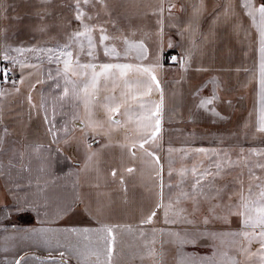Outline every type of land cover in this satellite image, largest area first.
<instances>
[{
    "label": "crops",
    "instance_id": "crops-1",
    "mask_svg": "<svg viewBox=\"0 0 264 264\" xmlns=\"http://www.w3.org/2000/svg\"><path fill=\"white\" fill-rule=\"evenodd\" d=\"M176 1L183 4L180 7L184 11L181 20L174 15L168 23L169 31L179 37L176 50L171 54L179 53L182 61L185 53L190 51L191 54L185 67L180 68L179 76L169 77L171 105L163 108L157 155L163 165L164 202L175 195L177 190L169 189L168 185L179 183L181 168L190 169L195 164L214 171L215 163L220 162L224 170L215 178L214 184L225 189L221 204H231L235 213L241 191L247 196L251 183L253 193H256L255 184L264 182V171L253 168L255 176L260 177V180H253L244 165L245 159L249 167L257 161L264 162V157L248 152L252 148L264 149V133L257 131L261 108L264 107L259 75V33L240 6V0H234L242 28L237 35L233 30L237 18L225 21L221 16L227 0L217 1L214 21L219 34L211 40L213 46L216 42L226 41L227 44L220 49H216L219 44L215 48H202V14L194 15L200 0ZM203 2L205 6L206 0ZM1 16L0 57L6 50L1 45ZM218 16L221 17L219 20L216 19ZM209 49L215 51L209 52ZM19 69L16 82L19 91L13 85L6 86L4 94L0 95V138L3 140L0 143V264H15L21 257L24 258L21 264H59L61 259L67 264H81L82 257L77 255L78 252L106 250V241L100 240L104 234L66 230L97 229L101 225L120 226L113 233L116 240L111 264H192V261L200 264L201 258H207L203 264H215L222 259L224 252L236 255L242 264H252L235 252L231 247L232 238L228 236L215 239L200 236L195 243H180L185 232L239 231L242 227L239 215H228V223L213 217L205 226L203 213L208 205L202 204L199 212L189 214L191 205L185 202L184 206L188 208L185 215L188 219L195 217L193 224L172 223L175 217L171 213L169 222L165 223L162 209L157 211L151 223H143L160 199L161 182L156 177L155 164L138 149L135 158L129 155L127 148L121 147L126 143L124 130L113 126L110 137L98 136L95 143L89 137L87 143L92 144L96 157L85 167L86 149L81 141V124L79 119H73L75 115L83 117L82 106L74 108L71 99H59L60 90H54L53 82L47 78L48 69L55 75L56 65L43 63L40 71L37 67L24 68L23 74L35 76L27 87L19 85ZM38 80L44 83H37ZM213 80L215 84L211 83ZM112 88L109 84L106 88L101 85V100L112 94L119 99L121 90L117 87L113 93ZM198 90L204 95H197ZM214 92L217 99L213 104L207 109L201 108V99L211 97ZM179 97L184 101L178 100ZM176 107H181L180 115L188 123L181 126L182 130L176 128V116L179 115ZM212 108L219 115L214 114ZM53 109L57 128L63 123L68 125V137H71L68 144L64 143L67 137L63 132L53 142L50 125L45 120L46 115L52 119ZM115 118L120 119L119 115ZM202 123H209L204 130ZM105 127H108L106 122ZM212 127L214 132H209ZM128 128L129 137L135 138L133 127L129 124ZM202 137L210 139L202 140ZM58 147L60 151H57ZM169 147L176 149L171 154V177L168 175ZM194 149L209 151L205 154ZM181 150L188 153L183 158ZM225 152L231 164L225 160ZM130 167L132 173L126 171ZM113 171H116L115 177ZM192 179L189 173L183 187L188 188ZM220 215L226 213L220 212ZM171 232H178L181 236L170 235ZM153 241L156 255L150 256L145 245ZM258 247L253 243L251 250ZM101 261L107 264L104 255H101Z\"/></svg>",
    "mask_w": 264,
    "mask_h": 264
},
{
    "label": "snow or ice",
    "instance_id": "snow-or-ice-1",
    "mask_svg": "<svg viewBox=\"0 0 264 264\" xmlns=\"http://www.w3.org/2000/svg\"><path fill=\"white\" fill-rule=\"evenodd\" d=\"M81 2L84 5L95 3L103 4L104 0H76L75 19L80 21L82 30H74L67 38V42L57 48H33L28 51L40 54L42 53L47 57L49 64L56 65V72L53 75L51 69L47 70V78L54 84V90L59 89V99L64 101L66 99H71L73 107L83 108V117L75 115L74 120H80V132L81 141L83 142L86 149L85 156V167L94 161L96 157V152L92 151V144L87 143L89 137L95 142V138L98 136L110 137L113 131V126L117 129H123L125 132L126 143L122 144L121 147L127 148L129 155L133 158L136 157L138 149L144 157L149 158L156 166V177L160 180V199L156 206L151 210L149 215L143 221V223H151L152 218L156 216L158 210H163L165 223L169 222L170 213L175 217L172 223H185L193 224L194 219H188L185 215L188 213V208L184 206L185 202L190 203L191 213L194 214L199 212L202 204H207L208 208L203 215L205 216L203 224L207 226L212 218L222 219L224 223H228V215H239L242 217V227L239 231H232L227 233H216L210 231H203L197 233H187L183 234L184 238L180 240L181 244L184 243H195L196 239L200 236H208L215 239L218 236H228L232 238L231 247L235 249V252L240 256L246 257L252 264H264V182L255 184V188L258 189L256 193H253V185L250 183L247 192L248 195L245 196L243 191H241L239 196V205L237 206V211L233 213L231 204H221L224 199L225 189L223 187H216L214 184L215 178L219 176L223 170L224 165L220 162H216L214 165V171L209 168H205L202 165H193L189 168H181L178 172L180 176V181L176 185L169 184V189L175 188L177 191L174 196H170L168 202H164L163 198V179L161 173L163 171V165L161 164L160 156L157 155V151L160 148L158 140L160 138L159 134L161 132V120L163 114V92L161 88V83L157 77V70L161 67L159 57L155 61L150 62L148 65L143 63H113V62H98L97 58V43L93 39L94 28L99 29L101 35L99 36V44L103 46V54L106 57H120L121 52L117 47L113 45L106 44V41L110 40V36L106 34V30L100 26H93L85 22V19L91 20L92 16H87V14L81 8ZM164 0H160L159 11L162 13L164 11L163 7ZM175 5L169 4V11ZM240 6L245 10V14L251 18L253 26L259 33V51H260V65H259V75H260V89H261V101L264 104V2L262 0H240ZM0 9L6 11V7L2 0H0ZM205 10L203 0H200V5L195 7L194 15L199 16ZM2 14V13H0ZM225 21L236 17V23L233 25V30L239 35L242 30L239 14L236 11V3L234 0H227L224 5V10L221 13ZM221 17H216L219 20ZM247 35V32H245ZM112 40L122 39L125 49L123 52L124 56H128L130 53H135V58L139 61H144L148 59V50L144 45V42L130 41L126 37H111ZM87 41V51L85 52V44L83 41ZM79 45V48L74 52V46ZM171 47V44H169ZM17 53L23 54L26 51L23 48L12 49ZM81 54H85L90 59L87 62L81 61ZM190 51L185 53V59L181 62V67H185L186 59L190 56ZM3 61H7L12 65H18L21 73L24 68L27 67H37V65H29L24 61H20L15 56H10L8 51L5 50L2 57ZM175 59V57H173ZM12 68L0 67V74L3 75V83L11 82L13 88L18 92L19 89L16 88V81L11 75ZM134 76L135 79L130 77ZM20 83H23V75H21ZM37 83H44V81L38 80ZM111 83L113 88V93L115 89L123 84L126 91H121L119 101L115 94L105 95L102 100L100 98L101 85L105 88ZM211 83L215 84V80ZM160 93V102L148 101L145 102L144 98H150L153 91ZM4 94V90L0 89V95ZM29 103L31 104V96L28 97ZM136 102L134 107L132 104L128 103V100ZM217 99L215 92L209 98H203L200 101V107L207 109L209 105ZM230 103V102H229ZM34 107V105H33ZM43 108L44 105L41 104ZM99 107L100 111H97ZM121 109L124 111L121 113ZM214 114L219 115L215 108L211 109ZM116 114H121L125 117L123 121L120 119H115ZM104 115L107 117L105 127V121L101 120L99 117ZM46 122L49 123V132L53 136V142L58 138V134L63 132L67 137L64 140L65 144L70 143L71 137H68V125L67 123L61 124L57 128L55 124V109H53V117L51 120L48 116H45ZM129 124H134L135 138H130L128 135ZM73 127H76L73 124ZM257 131L264 133V107L261 108L260 117L258 121ZM6 132V129H5ZM3 140L0 138V143ZM61 149L58 147L57 151ZM176 151L171 147L168 148V164H169V177L173 174L172 169V159L171 154ZM182 151V158L188 153ZM195 152L207 153L209 150L206 149H194ZM215 154V150H212ZM249 155H255L264 157V149L252 148L248 150ZM244 150L241 149V155H243ZM224 158L229 164L232 162L228 158V153H224ZM244 165L248 167V172L253 180H260V177L255 176L253 168H258L264 171V162H255L253 166H248L247 159L244 161ZM128 173L133 172V168H127ZM192 176V183L188 188H184L183 185L187 183L186 176L188 174ZM112 176H116V171L112 172ZM211 177L212 179H208ZM121 183H123V178H121ZM242 187V186H241ZM231 200V197H229ZM242 209V211L240 210ZM220 212H225L226 215L221 216ZM120 226L114 225H101L97 229H68L72 233L84 232L88 233L90 231H95L104 235L100 236L101 242L106 241V250H92L86 254L77 253L81 256V264H102L101 255H104L107 264H111L113 255V245L115 243L116 237L113 234L114 229ZM131 231V229H128ZM155 231V230H154ZM170 235L180 237L181 234L178 232H171ZM143 236V233H141ZM192 236L191 239L188 237ZM154 241L151 244L145 245L148 248L150 256L156 255V250L154 248ZM256 243L259 247L255 250H251V245ZM60 256L63 257L64 253L61 252ZM95 259H92V258ZM21 257L19 260L15 261V264H21ZM207 258H201L200 264H203L204 260ZM59 264H67V261L61 259ZM192 264H196V261H192ZM215 264H242V261L237 258L236 255H229L228 252L222 253V259L216 261Z\"/></svg>",
    "mask_w": 264,
    "mask_h": 264
},
{
    "label": "rangeland",
    "instance_id": "rangeland-1",
    "mask_svg": "<svg viewBox=\"0 0 264 264\" xmlns=\"http://www.w3.org/2000/svg\"><path fill=\"white\" fill-rule=\"evenodd\" d=\"M217 1L220 2L221 0H206L205 2V10L202 13V38H204L202 39V48H211L214 44L212 40H214L215 35L219 34V30L214 21L216 14V8L214 7ZM2 2L6 7V11L2 9L1 45L6 48L10 56H15L18 60L24 61L30 65H37V70L40 69L43 63H48L47 57L42 53L37 54L28 51L29 49L57 48L67 42L68 36L74 30H82L80 21L75 19L76 0H2ZM176 2V0H164V11L162 13L159 11L160 0H104L103 4L95 3L94 6L92 4L84 5L81 2L82 10L87 16H92L91 20L85 19V22L93 26L103 27L106 30V34L110 36V40L105 43L109 45L114 44L121 52V56L118 58L104 56L103 46L99 44V36L101 33L98 27L94 28L92 35L94 41L97 43L98 62L104 63L113 60H122L134 61L133 63L140 62L148 65L159 57L161 67L157 70L156 74L161 83L163 92L162 106L164 109L171 105L168 86L169 77L179 76L182 62L179 53L171 54V52L176 50L179 37L168 29V23L172 16L175 15L174 17H177L179 20H181L183 16L184 10L180 7V5L182 6L183 4L181 2ZM170 3L175 6L169 11ZM111 37H126L130 41L135 42H140L142 40L148 50V59L139 61L135 58L134 52L130 53L128 56H124L123 52L125 45L122 39L112 40ZM207 37H209L208 40H206ZM83 43L85 44L86 52L87 41L84 40ZM169 44H171V47ZM217 44H219V47L216 49H220L222 45L225 47L227 43L226 41H223L221 44L216 42L213 47L215 48ZM15 48H23L26 51H24L23 54L17 53L12 50ZM78 48L79 45L74 46L73 51L75 52ZM208 51L212 52L215 51V49H209ZM173 57H175V59H173ZM89 59L90 58L85 54H81L82 62H87ZM52 65L55 64L53 63ZM12 67L14 71L18 73L19 66L12 65ZM19 74L20 80L21 75H23V83L19 81L20 86L25 84L27 87L29 82L35 78L33 74L32 77H30L31 74L25 75L20 73V71ZM130 78L135 79L134 76ZM109 86L113 87L111 83H109ZM118 88L121 91H126L123 84H120ZM196 94L204 95L199 90ZM144 100L145 102H160V93L154 90L152 96L150 98L145 97ZM178 100L181 102L184 101L182 97H179ZM128 103L132 104L134 107L136 106V102L131 99L128 100ZM179 110L182 111L181 107H176V113H179V115L176 116L178 117L176 118V128L177 130H182L180 129L181 126L188 123L182 118L180 115L181 111ZM97 111H100L99 107H97ZM123 111L124 109H121V113ZM81 114L83 115V108ZM117 115H119L121 121L125 119L121 114H116V116ZM99 118L102 119L107 117L101 115ZM208 124L209 123H202V130H204ZM130 125L134 130L135 125ZM209 132H214L213 127L210 128ZM204 139L210 138L202 137V140ZM207 239L209 238L207 237Z\"/></svg>",
    "mask_w": 264,
    "mask_h": 264
},
{
    "label": "built area",
    "instance_id": "built-area-1",
    "mask_svg": "<svg viewBox=\"0 0 264 264\" xmlns=\"http://www.w3.org/2000/svg\"><path fill=\"white\" fill-rule=\"evenodd\" d=\"M0 67H9V68H12V77L14 78V80L17 82L18 81V74L14 71L13 67H12V64H10L9 62L7 61H3L2 59H0ZM3 75L0 74V89H3L4 87L6 86H9L11 85L12 83L9 82V83H3Z\"/></svg>",
    "mask_w": 264,
    "mask_h": 264
}]
</instances>
